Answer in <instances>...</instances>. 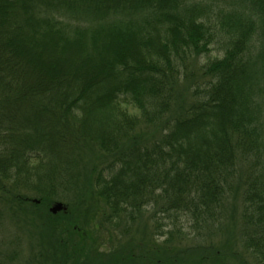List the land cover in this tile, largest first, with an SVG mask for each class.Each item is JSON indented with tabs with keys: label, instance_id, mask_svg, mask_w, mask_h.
Returning <instances> with one entry per match:
<instances>
[{
	"label": "trees",
	"instance_id": "16d2710c",
	"mask_svg": "<svg viewBox=\"0 0 264 264\" xmlns=\"http://www.w3.org/2000/svg\"><path fill=\"white\" fill-rule=\"evenodd\" d=\"M0 182L34 209L147 214L164 239L106 251L62 213L80 242L55 226L51 264H219L222 246L177 248L218 235L230 202L264 264V0H0Z\"/></svg>",
	"mask_w": 264,
	"mask_h": 264
},
{
	"label": "rangeland",
	"instance_id": "374dc122",
	"mask_svg": "<svg viewBox=\"0 0 264 264\" xmlns=\"http://www.w3.org/2000/svg\"><path fill=\"white\" fill-rule=\"evenodd\" d=\"M212 49L213 50H211L207 56L202 57V59L199 60V63L204 62L207 57L215 58L221 56L222 53H219V51L215 49V46H213ZM148 131L147 128L140 126L138 132L141 133L142 137L146 140V133ZM81 152H83V150ZM87 153L91 156V151H87ZM95 156L96 150L93 149V160L96 158ZM86 164L89 165L90 163ZM82 166L85 170L84 172H86L85 177H87V181L91 180V171H86L89 170L88 167L85 168L84 165ZM82 166L80 167L81 170ZM81 175V179H83L84 174L81 173ZM0 187H2V190L0 189V264H51L48 255L52 256V249L48 242L53 243L49 234L51 235V230L55 226H59V229L57 228L56 231V236H59L60 241L63 239L64 242H62V244L70 243L73 247L77 248L80 242V239L76 236L77 234H66L64 237L61 235L62 230L60 229V226L63 227L64 224L60 223L66 218L70 222H74L76 228L83 231V234L87 236L86 238L90 236L92 239H96L100 243L102 242L100 241L101 239L106 240L108 246L106 251H111L112 248L116 249L118 245H122L123 239L121 235L124 231H126L125 236L127 238L126 241H124V244H127L132 237L137 243L145 240L146 245L135 243L138 250L143 248L145 251V248L148 247L147 245L150 241L159 245L157 247L164 249V239L153 234V224L149 221V216L147 214L142 215V217L134 224L130 222L127 223L122 218H110L109 211L105 210L101 203L98 205L102 206L104 210L99 209L96 212V210L93 209L96 205L95 202L93 203V201L86 197L81 199L87 207H84L80 202L72 201V203H74L71 204L69 201H57L62 202L66 206V211L53 215L55 216L54 218H49L47 215L50 214L49 208L53 203H50L47 206L38 205V208L34 209L31 205H28L29 203L21 204L19 201V198L22 196L29 199H36L37 197L34 194L30 192H18L5 182H0ZM90 205L91 207L89 208ZM17 210H24V212L22 211V217ZM31 210H38V212L34 213ZM239 211L240 210H231L230 202V210L224 211L222 220H220L218 225L214 227V229H219L218 235L209 236L207 244H203L202 241L193 242L191 235L182 242L177 249L190 250L197 246L201 248L203 247L199 245H205L203 249H209L212 246H222V252L227 254L228 257H222L218 262L219 264H257L251 259L247 250L242 246L238 231L239 229L237 228ZM62 213H66L67 217H63ZM180 221L185 222L186 220L180 218ZM162 222L163 224L167 223L165 221ZM69 225L72 228L73 225ZM48 228L50 229V232H48ZM87 242L90 243L91 241H86V243ZM101 249H104L103 245ZM12 253H16V255L10 257ZM71 254H74V256L77 257L81 253L77 250L75 253L72 252ZM200 257L196 260L191 258L193 261L191 260L186 264H211L204 261L205 258ZM199 259H201V262Z\"/></svg>",
	"mask_w": 264,
	"mask_h": 264
},
{
	"label": "water",
	"instance_id": "95a60500",
	"mask_svg": "<svg viewBox=\"0 0 264 264\" xmlns=\"http://www.w3.org/2000/svg\"><path fill=\"white\" fill-rule=\"evenodd\" d=\"M64 209L63 204L60 202H56L51 208H50V212L55 214L58 211Z\"/></svg>",
	"mask_w": 264,
	"mask_h": 264
}]
</instances>
